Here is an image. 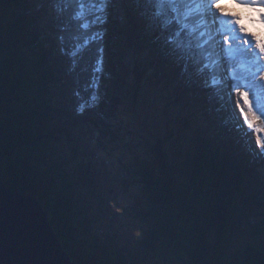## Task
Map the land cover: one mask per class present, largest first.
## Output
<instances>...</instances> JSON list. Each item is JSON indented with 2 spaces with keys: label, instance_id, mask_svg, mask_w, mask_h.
<instances>
[{
  "label": "trees",
  "instance_id": "obj_1",
  "mask_svg": "<svg viewBox=\"0 0 264 264\" xmlns=\"http://www.w3.org/2000/svg\"><path fill=\"white\" fill-rule=\"evenodd\" d=\"M56 1L0 0V169L5 185L42 204L58 239L77 264H90L86 256L94 252L100 253L103 264H141L155 262L153 258L156 264H177V260H184L179 253L181 246L188 259L179 264H264V243H247L224 252L215 248L209 254L214 246L207 239L208 228L201 226L202 219L211 220L210 226L217 221L225 230L229 226L225 216L233 208L244 203L264 204V179L233 118L222 108V92L213 94L206 86H210L213 73L207 69L200 73L186 54L184 65L171 69L175 74L179 73L175 70L181 71L184 95L190 94L196 110L201 109L212 122L214 117L231 137L228 143L223 142L225 138L206 140L203 136L195 152L187 156L194 188L202 194L215 193L219 204L206 215L187 212L188 194L173 181L170 156L160 143L153 160L139 156L132 168L127 167L129 178L133 177L144 190L147 212L140 211L145 228L134 249L118 242L112 222L105 221V211L95 209L87 195L102 181L96 163L86 157L83 160L82 155L88 152L82 149V135L74 124L84 122L92 109L73 115L64 107L69 102V75L63 64L67 58L54 36L58 19L62 22L65 15L57 14ZM117 2L128 12L127 23L152 44L159 60L170 62V47H176L170 43V34L172 31L176 37L180 30L175 20L169 19L174 14L171 8L166 6L164 15L156 14L159 0H113L106 4L109 17L101 37L105 46L102 72L110 77L106 81L114 84L119 80L115 77L117 58L125 29ZM65 7L62 4L60 8ZM166 19L172 22L165 24ZM141 74L138 69L137 77ZM111 94L113 102L105 99L101 103L105 110L119 102L120 96ZM110 113L106 111V115ZM65 138L70 139L71 149L61 145ZM261 225L251 232L253 237L264 234V220Z\"/></svg>",
  "mask_w": 264,
  "mask_h": 264
},
{
  "label": "rangeland",
  "instance_id": "obj_2",
  "mask_svg": "<svg viewBox=\"0 0 264 264\" xmlns=\"http://www.w3.org/2000/svg\"><path fill=\"white\" fill-rule=\"evenodd\" d=\"M111 1L113 0L56 1L57 14L65 16L62 22L58 19L54 39L67 58L63 64L65 72L69 75V102L68 106L64 107L69 108L73 115L80 111L81 105H84L85 110L92 109L84 122L80 125L74 124L76 132L82 135V149L88 152L82 155L83 160L86 157L92 164L96 163L95 168L99 171L102 181L96 189L91 188L87 191L88 198L92 200L95 209L105 211V221L112 222L111 229L117 233L118 242L129 249H134L145 228L140 211L146 213L147 206L143 188L133 177L129 178L127 167L132 168L135 158L139 156L153 160L156 156L155 148L161 143L170 156L172 165L170 175L173 181L183 192L186 189L188 194L185 197L190 208L187 212L206 215L211 207L218 205L219 202L215 193L202 194L194 188L189 177L187 156L195 152L203 136L206 140L225 138L223 142L228 143L231 137L215 122L214 117L212 122L206 119L201 109L196 110V104L190 94L184 95L182 73L175 70L179 72L175 74L172 70L184 65L182 60L185 53L169 45L170 53H173L170 62L166 63L156 58V50L152 44L144 41L142 33L125 20L128 12L121 2H117V6L122 15V23L126 27L123 29L124 37L117 58L119 64L115 77L119 80L118 84L106 81V78L110 77H106L102 72L105 68L103 67L105 46L101 37L104 36V28L109 17L104 8ZM62 4L66 5L64 9L60 8ZM173 16L174 14H171L169 19ZM249 30L256 32L252 25H249ZM170 36L175 37V34L171 31ZM184 36L185 34L180 32V38ZM189 57L192 64L199 67L201 73L203 62L198 64L194 57ZM175 62L176 66L173 65ZM223 66L222 77L228 72L227 61L223 62ZM138 69L142 72L139 77ZM231 82L228 79V82H225L226 88H222L224 96L222 108H225L233 118L238 133L251 154L258 158L255 161L256 169L264 179V151L259 147L256 133L250 127V123H245V117L240 114L233 88L228 90V84ZM111 93L120 96L119 102L115 106L110 104L108 110H105L101 103L105 99L113 102ZM248 95L259 118V114L264 113V91L259 93V101L251 93ZM93 96L96 97L95 101L92 99ZM240 103L243 105V100ZM99 106L102 109H98ZM106 111L111 113L106 115ZM69 141L67 138L62 140L61 145L64 149H71L72 143ZM239 201L243 204V201ZM242 206L238 209L233 208V212L225 216L227 218L225 222L229 225L225 230H222L217 221L210 226L211 220L208 222L205 218L202 219L201 226L208 228L207 239L213 241L211 245L214 247L209 251L210 255L215 248L224 252L243 248L247 243L257 245L264 243V234L255 237L251 234L254 229L262 228L264 204L255 206L244 203ZM107 229L111 231L108 226ZM181 247L179 253L186 260L187 251ZM152 260L155 262L141 264H156V258ZM184 260L176 262L184 263Z\"/></svg>",
  "mask_w": 264,
  "mask_h": 264
},
{
  "label": "clouds",
  "instance_id": "obj_3",
  "mask_svg": "<svg viewBox=\"0 0 264 264\" xmlns=\"http://www.w3.org/2000/svg\"><path fill=\"white\" fill-rule=\"evenodd\" d=\"M166 6L174 12L172 20L179 25L180 32L185 34L180 38H170L177 49L188 56H192L196 63L203 62L201 72L207 69L213 73L217 84L211 87L226 88L225 81L231 78L232 65L240 57H253L257 53L255 47L248 43L256 41L264 44V0H159L157 15H164ZM172 20H165L169 24ZM249 25L256 28V32L249 30ZM247 51H243V49ZM236 50V59L230 53ZM228 62V76H223V62ZM260 61L264 63V53H260ZM264 77V72L261 73ZM264 83V79H260ZM232 91L235 93L237 107L245 117V123L256 133L259 147L264 151V120L253 113L252 101L246 95L243 85L237 84ZM243 100V105L240 101Z\"/></svg>",
  "mask_w": 264,
  "mask_h": 264
},
{
  "label": "water",
  "instance_id": "obj_4",
  "mask_svg": "<svg viewBox=\"0 0 264 264\" xmlns=\"http://www.w3.org/2000/svg\"><path fill=\"white\" fill-rule=\"evenodd\" d=\"M259 119L264 120V113ZM94 253L86 256L88 262L103 264L101 255ZM0 264H77L58 239L42 204L7 187L1 169Z\"/></svg>",
  "mask_w": 264,
  "mask_h": 264
},
{
  "label": "snow or ice",
  "instance_id": "obj_5",
  "mask_svg": "<svg viewBox=\"0 0 264 264\" xmlns=\"http://www.w3.org/2000/svg\"><path fill=\"white\" fill-rule=\"evenodd\" d=\"M249 47H255L258 51L253 57L243 56L240 57L235 64L232 65L233 71L231 73L230 80L231 83L228 84V90L230 91L233 87H236L237 84L243 85V87L247 90L246 95L251 93L257 101H259V93L264 91V83H260V79H264L261 77V73L264 72V63L260 61V53H264V44L258 43L256 41L246 42ZM243 51H247V49H243ZM233 59H236V50H230ZM75 55V53H73ZM228 63V62H227ZM229 73L225 72V76H228ZM212 84H217L218 81L213 77ZM228 82V79L225 81ZM209 90L213 94H220L223 89L217 87H211L209 85ZM249 96V95H248ZM93 101L96 100V97H92ZM84 110V105L80 106V111ZM255 109H253V113L255 114Z\"/></svg>",
  "mask_w": 264,
  "mask_h": 264
},
{
  "label": "bare ground",
  "instance_id": "obj_6",
  "mask_svg": "<svg viewBox=\"0 0 264 264\" xmlns=\"http://www.w3.org/2000/svg\"><path fill=\"white\" fill-rule=\"evenodd\" d=\"M121 16H122V15H121ZM122 24H123V23H122ZM126 25H127V24H126ZM123 27H126L125 24H123ZM142 37H143L144 41H146V38H145L143 35H142ZM147 42H148V41H147ZM239 125H240V124H239ZM238 127H239V126H238ZM240 127H241V126H240ZM253 160H254V161H257L258 158H254V157H253ZM98 253H99V252H98ZM99 254H100V253H99Z\"/></svg>",
  "mask_w": 264,
  "mask_h": 264
}]
</instances>
